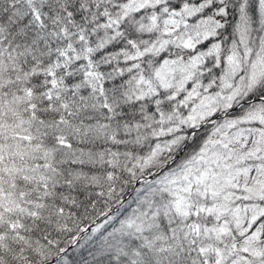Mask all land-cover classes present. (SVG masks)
I'll use <instances>...</instances> for the list:
<instances>
[{"label": "snow or ice", "instance_id": "1", "mask_svg": "<svg viewBox=\"0 0 264 264\" xmlns=\"http://www.w3.org/2000/svg\"><path fill=\"white\" fill-rule=\"evenodd\" d=\"M0 264H264V0H0Z\"/></svg>", "mask_w": 264, "mask_h": 264}, {"label": "trees", "instance_id": "2", "mask_svg": "<svg viewBox=\"0 0 264 264\" xmlns=\"http://www.w3.org/2000/svg\"><path fill=\"white\" fill-rule=\"evenodd\" d=\"M135 195V192L133 190V186H128L126 190L123 193L122 198L125 200V203L127 204ZM113 208H115V205H113Z\"/></svg>", "mask_w": 264, "mask_h": 264}]
</instances>
